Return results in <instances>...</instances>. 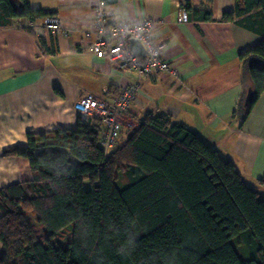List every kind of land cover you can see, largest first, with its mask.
I'll return each mask as SVG.
<instances>
[{
	"label": "trees",
	"instance_id": "16d2710c",
	"mask_svg": "<svg viewBox=\"0 0 264 264\" xmlns=\"http://www.w3.org/2000/svg\"><path fill=\"white\" fill-rule=\"evenodd\" d=\"M182 5L189 18H212L208 4ZM47 15L57 14L0 0V27L40 34ZM221 20L262 37L240 55L249 112L264 92V0H235ZM104 128L79 113L74 127L29 131L26 144L3 149L28 159L32 174L0 187V264H264V195L231 158L165 111L123 127L108 150Z\"/></svg>",
	"mask_w": 264,
	"mask_h": 264
},
{
	"label": "crops",
	"instance_id": "0c3cea01",
	"mask_svg": "<svg viewBox=\"0 0 264 264\" xmlns=\"http://www.w3.org/2000/svg\"><path fill=\"white\" fill-rule=\"evenodd\" d=\"M28 1L54 11L71 34L39 32L56 49L46 53L40 34L0 27V187L32 174L28 159L5 154L4 148L26 144L29 131L76 126L78 98L86 93L113 98L137 78L134 68L98 56L91 48L96 7L102 5L114 21L163 19L154 36L167 42L164 54L174 68L143 79L124 114V129L136 126L147 113L165 111L231 158L244 179L264 195V92L248 112L250 77L240 59L262 37L221 20L235 0ZM187 1L208 4L212 18L179 21L178 12ZM3 251L0 239V254Z\"/></svg>",
	"mask_w": 264,
	"mask_h": 264
},
{
	"label": "built area",
	"instance_id": "2783aa9c",
	"mask_svg": "<svg viewBox=\"0 0 264 264\" xmlns=\"http://www.w3.org/2000/svg\"><path fill=\"white\" fill-rule=\"evenodd\" d=\"M178 20H189L185 8H180ZM163 22V19L152 16L134 21H114L102 5L96 7L93 29L96 37L91 43V48L98 56H108L119 65L137 71V78L123 87L115 97L107 98L86 93L74 103V108L79 113L97 115L102 119L105 128L101 146L106 150L112 148L118 140L124 125V114L135 100L143 79L154 71H174L164 54L167 42L157 40L154 36L156 28ZM37 31L61 32L66 36L71 34V29L58 15H47L37 26ZM132 38H137L143 44L145 57L131 49Z\"/></svg>",
	"mask_w": 264,
	"mask_h": 264
},
{
	"label": "water",
	"instance_id": "95a60500",
	"mask_svg": "<svg viewBox=\"0 0 264 264\" xmlns=\"http://www.w3.org/2000/svg\"><path fill=\"white\" fill-rule=\"evenodd\" d=\"M130 47L134 52L141 55L142 57H145V48H144L143 44L137 38H132L130 40ZM252 95H253V89L250 86L248 88V92H247V96H246V101L248 103L252 99Z\"/></svg>",
	"mask_w": 264,
	"mask_h": 264
},
{
	"label": "rangeland",
	"instance_id": "374dc122",
	"mask_svg": "<svg viewBox=\"0 0 264 264\" xmlns=\"http://www.w3.org/2000/svg\"><path fill=\"white\" fill-rule=\"evenodd\" d=\"M220 152L222 153V151H220ZM36 226H37V224H36ZM37 229H38V231L40 233L43 232V230H42L41 227L37 226ZM219 252H220V254H221L222 257H230L233 254V252L231 250V247H228V246L222 247Z\"/></svg>",
	"mask_w": 264,
	"mask_h": 264
}]
</instances>
